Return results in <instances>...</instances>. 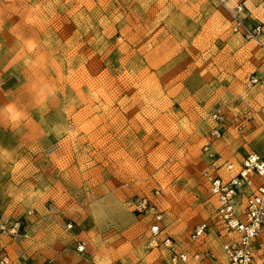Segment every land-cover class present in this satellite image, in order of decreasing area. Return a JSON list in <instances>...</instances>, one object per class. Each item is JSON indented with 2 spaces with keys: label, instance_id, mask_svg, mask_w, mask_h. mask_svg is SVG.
<instances>
[{
  "label": "rangeland",
  "instance_id": "rangeland-1",
  "mask_svg": "<svg viewBox=\"0 0 264 264\" xmlns=\"http://www.w3.org/2000/svg\"><path fill=\"white\" fill-rule=\"evenodd\" d=\"M238 2L264 42L260 0H0V218L25 232L0 230V254L33 238L28 264H170L158 209L161 234L200 253L186 264L223 259L201 171L264 152V48L230 29ZM142 195L156 208L137 211Z\"/></svg>",
  "mask_w": 264,
  "mask_h": 264
},
{
  "label": "built area",
  "instance_id": "built-area-1",
  "mask_svg": "<svg viewBox=\"0 0 264 264\" xmlns=\"http://www.w3.org/2000/svg\"><path fill=\"white\" fill-rule=\"evenodd\" d=\"M259 7L264 9V0H260ZM226 18L230 29L244 38L255 41L264 48L261 41L263 27L261 22L248 23L247 13L243 3L238 2L233 6H226ZM251 83H259L264 89V74L250 79ZM223 113L220 107H216L210 114L214 125L210 128V135L217 137ZM250 116L235 115L232 121L241 129L246 125ZM223 169L224 172L221 170ZM208 192L216 199L215 215L220 224L228 232H234L235 237L223 247V259L218 264H257L252 241L259 234L264 235V152H249L243 159L233 165L228 161L218 162L211 160L209 166L201 171ZM158 191L155 190L154 194ZM135 209L139 212L153 210L155 203L151 202L148 195H142L134 201ZM160 210L154 211V220L150 225L151 242L161 246L168 253L170 264H186L190 260L200 259V253L195 251L188 253L181 248L178 241L169 234H161ZM206 221L198 222L193 226L189 234L194 241L201 237L208 228ZM70 226V224L68 225ZM8 230L10 234H23L24 224L18 220L5 223L0 218V230ZM23 230L22 232H20ZM82 247V244L79 245ZM211 257L213 253L209 254ZM6 254H0V264H8ZM264 264V256L260 263Z\"/></svg>",
  "mask_w": 264,
  "mask_h": 264
},
{
  "label": "crops",
  "instance_id": "crops-1",
  "mask_svg": "<svg viewBox=\"0 0 264 264\" xmlns=\"http://www.w3.org/2000/svg\"><path fill=\"white\" fill-rule=\"evenodd\" d=\"M261 41H262V38H261ZM262 43L264 45L263 41ZM32 233L33 232H31V234ZM228 233L232 234L231 236L232 239L235 237L234 232H228ZM3 245H4L6 252L10 255V261L8 264H28V261L23 260L21 255L22 253H27V251H30L32 247L35 246V243H34L33 238H29V239H24V240L22 239V240L16 241V243L12 242L8 244L5 242ZM252 247H253V250L256 256V263L258 264L260 263V258L264 256V242L259 240L256 237L252 241Z\"/></svg>",
  "mask_w": 264,
  "mask_h": 264
}]
</instances>
